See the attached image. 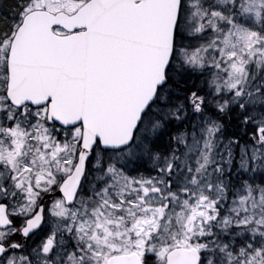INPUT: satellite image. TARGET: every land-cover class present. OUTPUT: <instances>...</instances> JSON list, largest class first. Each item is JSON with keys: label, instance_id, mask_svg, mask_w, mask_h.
Masks as SVG:
<instances>
[{"label": "snow or ice", "instance_id": "snow-or-ice-1", "mask_svg": "<svg viewBox=\"0 0 264 264\" xmlns=\"http://www.w3.org/2000/svg\"><path fill=\"white\" fill-rule=\"evenodd\" d=\"M0 264H264V0H0Z\"/></svg>", "mask_w": 264, "mask_h": 264}]
</instances>
